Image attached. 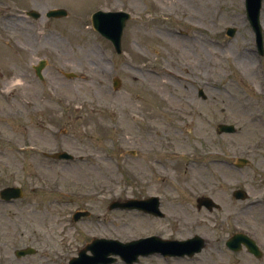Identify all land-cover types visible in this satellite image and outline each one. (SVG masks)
Returning a JSON list of instances; mask_svg holds the SVG:
<instances>
[{
  "label": "rangeland",
  "instance_id": "1",
  "mask_svg": "<svg viewBox=\"0 0 264 264\" xmlns=\"http://www.w3.org/2000/svg\"><path fill=\"white\" fill-rule=\"evenodd\" d=\"M54 8L68 15L47 17ZM97 10L132 14L121 55L93 28ZM261 24L264 36V2ZM222 123L237 132L218 133ZM62 150L74 159L44 155ZM15 185L22 198H0V263L68 264L93 237L157 233L209 243L135 264H264V55L244 0H0V189ZM152 194L167 198V218L110 209ZM200 196L221 207L198 208ZM78 210L91 214L74 220ZM238 231L261 258L226 246ZM26 247L37 252L17 257Z\"/></svg>",
  "mask_w": 264,
  "mask_h": 264
},
{
  "label": "water",
  "instance_id": "2",
  "mask_svg": "<svg viewBox=\"0 0 264 264\" xmlns=\"http://www.w3.org/2000/svg\"><path fill=\"white\" fill-rule=\"evenodd\" d=\"M263 0H245L246 13L248 20L250 21L255 33L256 42L260 54H264V44L262 35V26L260 23V15L262 9ZM30 15L34 17H39L40 14L36 11H30ZM67 15L65 9H53L47 12L49 17H61ZM131 18L130 13L124 11H102L99 10L95 12L92 16V22L94 28L101 33L106 38L110 39L117 51V53H122V35L127 21ZM236 33V28H228L227 35L234 36ZM45 62L42 61L39 66H36V71L39 76L42 77L41 70L44 67ZM72 76V74H70ZM115 87L120 85V80L116 78L114 80ZM205 97V95H203ZM236 129L234 125H219V132H234ZM56 157L59 158H70L68 153H57ZM248 162L247 159H238V166H243ZM23 195V192L18 187H8L1 191V196L6 200H11L12 198H18ZM234 196L238 199H245L247 194L244 190L238 189L234 191ZM143 204H149V200L146 201H136L133 199L128 200L125 203L113 204L111 208L119 205L122 208H135L144 207ZM206 205L209 209L214 207L219 208L209 197H200L198 199V206ZM89 215V212L79 211L74 214V219L78 220L82 216ZM244 243L249 251L260 256L261 252L257 247L255 241L243 233H237L231 237L227 244L230 248L234 250H239ZM206 243L204 240L198 236L187 241H170L162 240L158 237H148L134 240L128 243H122L118 240L104 239V238H94L90 243H88L80 252L79 257H75L71 260L70 264H110L116 260L113 255H120L122 259L126 260L127 263L132 264L139 260L140 255H148L154 252H162L168 255L174 254H190L193 255L195 252L200 251ZM90 250L93 255H88L87 251ZM32 248H27L23 250H18L17 255L23 256L26 254L33 253Z\"/></svg>",
  "mask_w": 264,
  "mask_h": 264
},
{
  "label": "flooded vegetation",
  "instance_id": "3",
  "mask_svg": "<svg viewBox=\"0 0 264 264\" xmlns=\"http://www.w3.org/2000/svg\"><path fill=\"white\" fill-rule=\"evenodd\" d=\"M167 198H165V196H162L160 197V200H159V205H158V208H159V211H157V213H159V215H154V214H148L156 219L158 218H167V216L169 215V210L167 209L166 207V204H167ZM156 256H159V257H164L162 254L160 253H157L155 254Z\"/></svg>",
  "mask_w": 264,
  "mask_h": 264
},
{
  "label": "bare ground",
  "instance_id": "4",
  "mask_svg": "<svg viewBox=\"0 0 264 264\" xmlns=\"http://www.w3.org/2000/svg\"><path fill=\"white\" fill-rule=\"evenodd\" d=\"M9 15H11V14H9ZM174 259L179 260V258H174Z\"/></svg>",
  "mask_w": 264,
  "mask_h": 264
}]
</instances>
